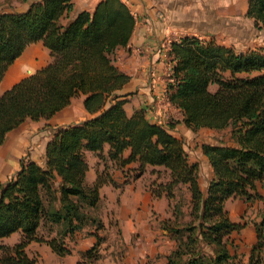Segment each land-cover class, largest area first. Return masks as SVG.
Instances as JSON below:
<instances>
[{
	"label": "trees",
	"instance_id": "obj_1",
	"mask_svg": "<svg viewBox=\"0 0 264 264\" xmlns=\"http://www.w3.org/2000/svg\"><path fill=\"white\" fill-rule=\"evenodd\" d=\"M71 9L72 0H37L24 11L0 13V80L30 43L42 41L51 57L0 95V144L26 119L49 118L79 94L91 114L57 129L45 145L43 165L22 158L19 171L0 181V239L21 234L12 245L0 242V264H37L25 251L32 241L46 242L53 252L65 255L70 250L63 244L64 236L86 224L103 227L92 209L98 206L99 188L113 181L106 167L92 184L86 181V150L118 166L138 161V173L147 165L164 167L170 178L164 184L169 197L174 186L187 185L192 220L185 237L179 236L180 229L163 226L178 235L166 264H259L264 195L256 182L264 179V46L238 51L196 36L170 44L167 100L180 109L188 128L230 132L228 142L201 145L213 172L203 193L198 163L189 159L183 140L170 132L172 124L150 122L143 109L132 114L124 109L126 94L118 91L128 76L115 65L114 52L127 45L134 28L128 6L122 0H100L92 11H80L62 23ZM247 15L256 29H263L264 0H248ZM211 83L217 85L215 91L209 90ZM236 197L263 203L259 220L253 221L256 243L246 263L237 261L227 245L229 233L247 222L231 221L223 207L225 200ZM44 224L60 225V232L45 239L37 234ZM95 236L86 257L94 256L92 249L100 245L101 237ZM204 245L212 246V252L204 251Z\"/></svg>",
	"mask_w": 264,
	"mask_h": 264
},
{
	"label": "crops",
	"instance_id": "obj_2",
	"mask_svg": "<svg viewBox=\"0 0 264 264\" xmlns=\"http://www.w3.org/2000/svg\"><path fill=\"white\" fill-rule=\"evenodd\" d=\"M34 1L37 0H0L4 2L0 4V13L24 11ZM99 1L72 0V9L61 19V22L66 23L80 11H92ZM122 1L128 6L135 20L129 42L126 46L118 47L114 52L115 65L128 76V81L118 91L126 94L124 109L128 114L143 109L150 122L166 126L172 123L170 132L183 140L191 161H204L207 164L211 179L213 172L207 158L201 152L200 145L196 148V155L191 154L189 142L195 130L188 128L182 122L180 109L167 100L166 83L172 68L169 55L170 44L184 36H196L233 47L238 51L259 49L264 46V28L256 29L254 19L247 15L248 0ZM156 11L162 12L164 20L158 19ZM242 24L245 25L244 35ZM50 59L49 50L42 41L27 45L0 80V95L23 77L46 65ZM83 100L82 94L74 96L68 105L51 117L38 120L28 118L18 127L8 131L3 143L0 144V181L8 180L19 171L22 158L43 165L45 145L54 137L57 129L81 122L91 116L84 108ZM210 130L217 132L225 129ZM106 153L107 146L103 151L104 156ZM128 154L127 149L123 152V157H127ZM84 156L88 164L86 181L89 184L95 181L105 167L113 181L103 184L99 188V195L103 197L106 194L110 205L116 206L119 193V212L115 214L119 225L115 229L119 230L126 241L125 264H143L146 255L149 254L153 257L151 264L157 263L158 260L154 258L156 254L161 257L160 263L166 264V256L175 247L176 241L168 229L160 227L159 221L167 220L165 218L172 214L168 207L170 199L174 196V189H186V195L188 194L190 199L189 189L179 184L171 189L170 197L166 188L160 192L159 196H156L149 189V181L146 182V179L149 175L154 180L156 175L150 172L156 173L162 170L166 174V182H164L167 183L170 178L168 170L164 167L147 165L142 173H138V161L118 166L107 158L101 159L94 151L86 150ZM124 170L134 172L135 178L127 181L123 176ZM198 181L201 191L205 193L208 182L202 185L199 174ZM103 188L106 191L101 193ZM256 189L264 195V179L256 182ZM223 207L231 221H247L242 228L229 233L227 243L229 252L236 255L242 263H246L256 243L253 221L259 220L263 203L261 200L246 201L236 197L225 200ZM16 233L20 238V232ZM13 234L15 232L9 236ZM95 240L93 233H89L78 241L94 244ZM75 247L80 250L83 248L79 244Z\"/></svg>",
	"mask_w": 264,
	"mask_h": 264
},
{
	"label": "rangeland",
	"instance_id": "obj_3",
	"mask_svg": "<svg viewBox=\"0 0 264 264\" xmlns=\"http://www.w3.org/2000/svg\"><path fill=\"white\" fill-rule=\"evenodd\" d=\"M5 2V1H4ZM4 2H0V4H3ZM242 34H245V25L242 24ZM263 33V32H259ZM208 40V39H207ZM206 40V41H207ZM248 41V40H246ZM258 41V40H257ZM239 49V48H237ZM217 85L215 83H211L209 85L210 91H215ZM172 124V123H171ZM229 128H226L222 131H213L207 128H198L194 131V134L192 135V138L189 142V147L191 149V154L196 155V148L198 145L204 144V143H218L219 141H229ZM202 152V149H201ZM86 159V156H85ZM87 161V160H86ZM199 161V160H198ZM198 163V174L201 181V184H207L210 180V176L208 175L209 169L207 164L204 161L197 162ZM150 172V174L154 173L156 176H154V180L152 179V176L147 177L146 182L149 181L148 186H150V190L154 192H162L165 190L164 183L166 182V174L162 172ZM125 175H123L127 181H132L135 175L134 172H129V170L123 171ZM134 174V175H133ZM213 177V176H212ZM211 177V178H212ZM165 181V182H164ZM185 185V184H180ZM187 188V186L185 185ZM106 190L103 188L101 193H104ZM188 192V191H187ZM116 199V206H111L110 201H108V197H106V194L100 196V200L98 203V206L94 209H92L93 215L100 219L103 227L102 228H95V224H86L81 230H78L74 232L71 235H66L63 238V244L70 250L69 253L65 255H58L55 252H53L50 248V246L46 242H37L32 241L30 244H28L25 248L28 255L33 256L37 264H125V251L127 249L126 241L120 234L119 230L115 228L118 227V218L115 216L117 212H119V193L117 194ZM225 202V201H224ZM224 205V203H223ZM191 206V201L188 197V194L186 195V189L180 188V189H174V196L172 199H170V205L169 209L172 211V214L170 217L165 218L167 220H160V227H163L164 225L167 226L169 230L171 229H180L179 236L185 237L188 234V231L186 230V226L190 223L192 220V217L189 214ZM155 213V211H153ZM114 227V228H112ZM164 228V227H163ZM61 226L55 225V224H44L39 229L37 234L44 237L45 239L52 238L56 236V233L60 232ZM78 232V233H77ZM19 233V232H18ZM89 233H93L94 238L96 239L95 234L99 235L101 237L100 245L97 247L96 251L92 249V253L94 256L92 257H86L85 252L87 250H90L93 246V244L78 240L86 237L89 235ZM173 237H175V233H170ZM58 236V235H57ZM178 236V235H176ZM18 234L15 232L13 236H7L5 238H1L0 242H3L8 245H12L13 243L19 241ZM79 244L81 245L82 250L79 248H76L75 245ZM204 251H207L209 253L212 252V246L204 245ZM158 261L160 260V255L156 254L154 257ZM261 261L259 264H264V248L261 252ZM236 260L239 261L240 259L236 257ZM156 264H161L160 261ZM153 262V257L151 254L146 255L145 262L143 264H151Z\"/></svg>",
	"mask_w": 264,
	"mask_h": 264
},
{
	"label": "built area",
	"instance_id": "obj_4",
	"mask_svg": "<svg viewBox=\"0 0 264 264\" xmlns=\"http://www.w3.org/2000/svg\"><path fill=\"white\" fill-rule=\"evenodd\" d=\"M156 16L158 17L159 20H164L162 12L156 11ZM169 79H170V74H169Z\"/></svg>",
	"mask_w": 264,
	"mask_h": 264
}]
</instances>
